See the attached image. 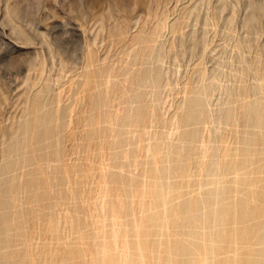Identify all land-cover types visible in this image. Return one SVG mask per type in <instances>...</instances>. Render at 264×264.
I'll return each instance as SVG.
<instances>
[{
    "label": "rangeland",
    "instance_id": "374dc122",
    "mask_svg": "<svg viewBox=\"0 0 264 264\" xmlns=\"http://www.w3.org/2000/svg\"><path fill=\"white\" fill-rule=\"evenodd\" d=\"M123 263L264 264V0H0V264Z\"/></svg>",
    "mask_w": 264,
    "mask_h": 264
},
{
    "label": "bare ground",
    "instance_id": "6f19581e",
    "mask_svg": "<svg viewBox=\"0 0 264 264\" xmlns=\"http://www.w3.org/2000/svg\"><path fill=\"white\" fill-rule=\"evenodd\" d=\"M200 145H202V144H200ZM224 155V154H223ZM221 158L223 157V156H220ZM228 157V156H227ZM224 159V158H223ZM218 161V160H217ZM222 162V161H221ZM219 163V162H218ZM227 163V162H226ZM221 164V163H220ZM223 164V163H222ZM115 217V216H114ZM116 218V217H115ZM115 221V220H114ZM117 221V220H116ZM115 221V224H117V222ZM125 249V248H124ZM128 250V249H127ZM128 252V251H127ZM124 253V252H123ZM124 255V254H123ZM124 257V256H123ZM120 259H121V257H120ZM124 260V259H123ZM109 261V260H108ZM127 261V260H126ZM123 264H125V263H123Z\"/></svg>",
    "mask_w": 264,
    "mask_h": 264
}]
</instances>
